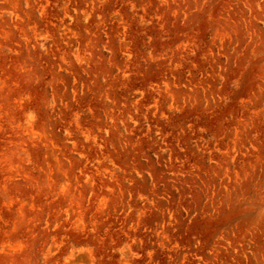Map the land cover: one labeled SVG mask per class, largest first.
Here are the masks:
<instances>
[{
  "label": "rangeland",
  "instance_id": "374dc122",
  "mask_svg": "<svg viewBox=\"0 0 264 264\" xmlns=\"http://www.w3.org/2000/svg\"><path fill=\"white\" fill-rule=\"evenodd\" d=\"M0 264H264V0H0Z\"/></svg>",
  "mask_w": 264,
  "mask_h": 264
}]
</instances>
